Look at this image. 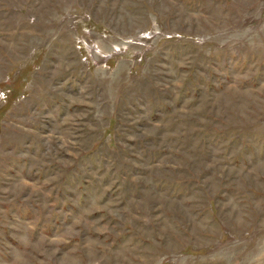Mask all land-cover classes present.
Masks as SVG:
<instances>
[{
    "label": "rangeland",
    "instance_id": "obj_1",
    "mask_svg": "<svg viewBox=\"0 0 264 264\" xmlns=\"http://www.w3.org/2000/svg\"><path fill=\"white\" fill-rule=\"evenodd\" d=\"M0 264H264V0H0Z\"/></svg>",
    "mask_w": 264,
    "mask_h": 264
}]
</instances>
